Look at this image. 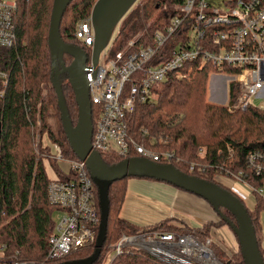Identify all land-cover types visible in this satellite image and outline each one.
<instances>
[{"label":"trees","instance_id":"16d2710c","mask_svg":"<svg viewBox=\"0 0 264 264\" xmlns=\"http://www.w3.org/2000/svg\"><path fill=\"white\" fill-rule=\"evenodd\" d=\"M95 1L71 0L59 26L65 43L77 45L88 54L90 48L76 37V30L78 24L91 15ZM182 2L142 0L122 18L113 37L111 55L139 45H153L154 33L163 30L169 22L170 6L176 7ZM52 3L53 0H17L14 13L16 43L11 47H0V69L7 80L4 93L0 96V258L3 261L56 263L46 260L56 206L47 197L49 175L40 156L48 145L41 147L40 142L44 138H36L37 133L47 134L52 142L46 155L53 160H46L59 176L62 175L60 161L79 160L64 133L57 94L51 83L52 65L47 36ZM188 21L190 19H184L177 36L186 32ZM131 41L133 46L129 45ZM171 43L166 42L164 49L160 47L158 60H161L162 53L170 56L173 49ZM72 59L71 55L64 54L62 62L69 65ZM218 71L221 70L207 64L202 68L192 67L184 77L173 73L168 79L155 83L152 89L154 100L137 102L135 109L128 114V130L135 144L159 156L157 162L171 163L184 173L216 182L235 194L245 206L237 193L216 178L233 177L240 173V177L255 189L264 190V173H256L247 162L249 153L264 157V109L249 105L246 109L230 110L227 105L206 100L208 77ZM222 71L228 70L224 68ZM67 79L65 73L59 76L69 118L75 126L78 107ZM238 91L237 83L229 82L228 104L235 100ZM95 119L92 104V125ZM54 144L60 147V160L53 157ZM167 152L171 153L170 158L162 156ZM128 156H138V153L132 151ZM101 158L107 165L123 159L114 153H102ZM129 178L114 181L109 186L105 241L98 258L91 264H102L120 235L172 232L191 234L200 240L208 237L200 238L198 234L203 232L202 229L170 224L168 220L147 226L127 222L119 213ZM92 183L100 216L97 187L93 180ZM254 196L252 207L245 208L263 257L260 212L264 210V198L259 194ZM219 212L235 222V217L226 208L220 207ZM92 252L82 255L74 252L57 262L85 258ZM108 264L164 263L145 251L125 248L115 254ZM223 264H244L240 251Z\"/></svg>","mask_w":264,"mask_h":264},{"label":"built area","instance_id":"2783aa9c","mask_svg":"<svg viewBox=\"0 0 264 264\" xmlns=\"http://www.w3.org/2000/svg\"><path fill=\"white\" fill-rule=\"evenodd\" d=\"M16 5L17 0H0V47H11L16 43ZM170 9L169 22L163 30L154 33L153 45H139L114 56L111 55L112 34L97 66L92 67L90 59L87 60L89 100L96 113L91 148L100 155L114 153L124 159L134 151L138 156L157 162L158 155L133 142L128 130V114L137 102L154 100L155 83L168 79L173 73L184 77L192 67L211 65L221 70L215 73L229 75L228 84L231 81L237 83L238 94L231 104L227 100L228 109H246L249 105L264 109V104L253 103L254 97H264V0H224L221 8L212 6L208 0H183ZM184 19H190L186 32L177 36ZM76 37L91 51L94 33L90 16L78 24ZM168 41L172 42L173 48L168 52L170 56L162 53L158 60L160 47L164 49ZM129 45L134 43L131 41ZM103 58L104 63H101ZM224 68L228 71H222ZM6 84V75L0 69V96ZM162 156L170 158L171 153ZM53 157L62 158L56 144L53 145ZM247 162L256 173H264L263 156L249 153ZM66 163L64 175L51 178L47 187L48 200L56 210L46 260L56 263L92 244L100 219L85 163L81 160H67ZM240 176L239 173L234 177L241 180ZM216 180L233 190L228 180ZM255 191L264 197L262 188ZM260 219L263 224L264 210L260 212ZM211 245L209 237L199 240L191 234L155 232L123 235L111 247L115 254L125 248L145 251L164 264H223L214 255ZM0 264L50 263L3 261L0 258Z\"/></svg>","mask_w":264,"mask_h":264},{"label":"water","instance_id":"95a60500","mask_svg":"<svg viewBox=\"0 0 264 264\" xmlns=\"http://www.w3.org/2000/svg\"><path fill=\"white\" fill-rule=\"evenodd\" d=\"M71 0H53L48 28V46L51 55V83L57 94L60 119L68 142L79 160L84 161L98 193L99 225L93 252L80 259L64 260L53 264H91L99 256L106 236L109 212L108 189L112 182L126 178H151L165 182L191 192L207 200L215 210L224 207L235 217L230 221L219 212V216L232 229L238 243L244 264H264L255 238V232L249 215L239 198L216 182L184 173L171 163H159L142 156L124 158L107 165L101 155L91 148L93 125L91 120V102L89 100V83L87 80L88 53L81 47L65 43L59 33L62 15ZM137 0H96L91 10V25L94 41L90 51L92 67H96L102 51L108 46L112 34L124 15ZM73 57L69 65H64L62 57ZM67 74L68 82L74 92L78 107V121L72 125L62 93L59 76ZM94 74V73H93Z\"/></svg>","mask_w":264,"mask_h":264},{"label":"crops","instance_id":"0c3cea01","mask_svg":"<svg viewBox=\"0 0 264 264\" xmlns=\"http://www.w3.org/2000/svg\"><path fill=\"white\" fill-rule=\"evenodd\" d=\"M217 82V83H216ZM215 84V85H214ZM222 85L216 79L210 81L209 99L216 97L222 90ZM63 169H65L63 167ZM47 173L54 175V172ZM220 208V207H219ZM120 216L127 222L140 226L151 225L163 220L175 225H187L195 228L206 220L216 221L220 217L215 208L205 199L184 191L175 186L145 178H129L126 185V195L120 210ZM213 243L226 248L238 247L236 237H233L227 226L214 228ZM261 246L264 257V223L262 224Z\"/></svg>","mask_w":264,"mask_h":264},{"label":"rangeland","instance_id":"374dc122","mask_svg":"<svg viewBox=\"0 0 264 264\" xmlns=\"http://www.w3.org/2000/svg\"><path fill=\"white\" fill-rule=\"evenodd\" d=\"M142 0H137L133 5L132 7L129 9V11L134 8L135 6H137ZM210 2V4L212 6H215V7H222L223 6V1L224 0H208ZM128 11V12H129ZM127 12V13H128ZM126 13V14H127ZM69 14V13H68ZM125 14V15H126ZM124 15V16H125ZM122 20V19H121ZM121 20L119 21V23L117 24L114 32H113V36L115 35V33L117 32V30L119 29V26H120V22ZM88 59H90V51H89V54H88ZM101 63H104V58L101 59L100 61ZM229 75L226 74V73H211L208 77V83H207V89H206V100H209L211 102H214V103H218V104H221V105H225L227 103V100H228V78ZM214 79V83L216 81V79L218 80V83L220 85H222V90L219 91V98H211L209 99V94H210V81L212 82V80ZM68 80V79H67ZM217 83V82H216ZM215 85V84H214ZM218 95V94H217ZM253 103L255 105H260V104H264V97H254L253 98ZM44 138L43 141L40 142V145L41 147H43V144L45 147H50V145L52 144V142L47 138V134H38L36 135V138ZM48 147L47 149H43L42 152L43 154H41L40 156H42V160L44 161V165H45V169H50L49 172L52 173V171L54 172V175H49V180L51 178H53L54 176H59L58 173H56L54 171V169L52 167H50L48 161L50 162L51 158L47 157L46 153H47V150H48ZM52 147V145H51ZM50 156V155H49ZM48 161H47V160ZM56 162V161H55ZM67 168V163L66 161H60V165H59V168H61V174L64 175L65 171H63L64 169L62 168ZM52 170V171H51ZM60 175V176H62ZM225 180H228L229 183L231 184V187H232V191H235V193H237L244 201L245 203V206L246 207H252L253 203L252 201L254 202L255 200V194H258L256 191H255V188L253 187V185H251L249 182H245V180H243L241 178V180H239L237 177H223ZM260 195V194H259ZM261 196V195H260ZM263 197V196H261ZM264 198V197H263ZM120 214V213H119ZM219 219L216 220V221H212V220H206L204 222H202L199 226L195 227L197 229H202V233H199L198 235L201 236L200 238H204L205 235L208 236L209 238L211 237H214L215 238V234H214V228H219V227H222V226H227V228L229 229L230 233L232 234L233 237H236L232 231V229L229 227V225L223 221L224 219L220 217H218ZM130 224H133V225H136V226H140V225H137V224H134V223H130ZM171 224V223H170ZM186 226V225H185ZM148 234V233H147ZM123 236V235H122ZM126 236H129V235H126ZM121 237V235H120ZM96 239V238H95ZM213 239V238H212ZM236 239V238H235ZM200 240V239H199ZM214 240V239H213ZM218 243V242H217ZM217 243H213L212 242V246L211 248H213V251L215 253V255L223 262H225L228 258H230L233 254H236L237 252H239L238 250V247L234 250L233 248H226L222 245V243L220 244H217ZM94 244H95V240L92 244L88 245V246H85L84 248L76 251L75 253H77L78 255H82V254H85V253H88L93 251V247H94ZM104 245V244H103ZM114 245V244H112ZM115 255L114 253V250L112 249V247H110L109 249V252L106 254V260L102 263V264H108L110 263V261L112 260L113 256ZM222 262V263H223Z\"/></svg>","mask_w":264,"mask_h":264},{"label":"bare ground","instance_id":"6f19581e","mask_svg":"<svg viewBox=\"0 0 264 264\" xmlns=\"http://www.w3.org/2000/svg\"><path fill=\"white\" fill-rule=\"evenodd\" d=\"M84 162V161H83ZM85 163V162H84Z\"/></svg>","mask_w":264,"mask_h":264}]
</instances>
